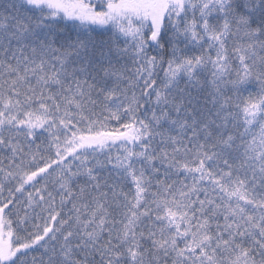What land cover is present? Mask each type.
<instances>
[{
    "label": "snow or ice",
    "instance_id": "snow-or-ice-1",
    "mask_svg": "<svg viewBox=\"0 0 264 264\" xmlns=\"http://www.w3.org/2000/svg\"><path fill=\"white\" fill-rule=\"evenodd\" d=\"M0 264H264V0H0Z\"/></svg>",
    "mask_w": 264,
    "mask_h": 264
}]
</instances>
